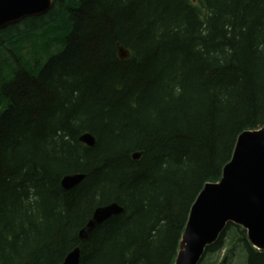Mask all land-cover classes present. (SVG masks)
Instances as JSON below:
<instances>
[{
  "label": "trees",
  "instance_id": "obj_1",
  "mask_svg": "<svg viewBox=\"0 0 264 264\" xmlns=\"http://www.w3.org/2000/svg\"><path fill=\"white\" fill-rule=\"evenodd\" d=\"M263 127L264 0H53L0 31V264L77 247L81 264H175L197 198ZM111 203L124 213L81 243ZM235 258L264 250L228 224L200 264Z\"/></svg>",
  "mask_w": 264,
  "mask_h": 264
},
{
  "label": "water",
  "instance_id": "obj_2",
  "mask_svg": "<svg viewBox=\"0 0 264 264\" xmlns=\"http://www.w3.org/2000/svg\"><path fill=\"white\" fill-rule=\"evenodd\" d=\"M53 0H0V31L8 26L46 14ZM121 61L130 58V51L117 44ZM80 142L93 148L97 144L91 133L80 137ZM142 154H134L139 160ZM86 176L71 174L62 180V186L71 190ZM118 203L97 208L87 225L80 231L81 243L104 222L124 213ZM228 224L247 231L249 242L264 250V127L243 133L237 142L230 163L224 168L219 183L207 184L197 198L183 235L176 264H200L207 247L213 245ZM82 250L74 249L62 264H81Z\"/></svg>",
  "mask_w": 264,
  "mask_h": 264
},
{
  "label": "rangeland",
  "instance_id": "obj_3",
  "mask_svg": "<svg viewBox=\"0 0 264 264\" xmlns=\"http://www.w3.org/2000/svg\"><path fill=\"white\" fill-rule=\"evenodd\" d=\"M224 253L225 251L221 254V258L224 256ZM233 264H242V261H240L238 258H235Z\"/></svg>",
  "mask_w": 264,
  "mask_h": 264
},
{
  "label": "bare ground",
  "instance_id": "obj_4",
  "mask_svg": "<svg viewBox=\"0 0 264 264\" xmlns=\"http://www.w3.org/2000/svg\"><path fill=\"white\" fill-rule=\"evenodd\" d=\"M80 239V238H79Z\"/></svg>",
  "mask_w": 264,
  "mask_h": 264
}]
</instances>
